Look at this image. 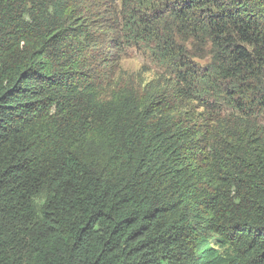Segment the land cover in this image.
<instances>
[{
  "label": "trees",
  "instance_id": "trees-1",
  "mask_svg": "<svg viewBox=\"0 0 264 264\" xmlns=\"http://www.w3.org/2000/svg\"><path fill=\"white\" fill-rule=\"evenodd\" d=\"M142 49L160 72L120 82ZM264 264V0H0V264Z\"/></svg>",
  "mask_w": 264,
  "mask_h": 264
},
{
  "label": "rangeland",
  "instance_id": "rangeland-1",
  "mask_svg": "<svg viewBox=\"0 0 264 264\" xmlns=\"http://www.w3.org/2000/svg\"><path fill=\"white\" fill-rule=\"evenodd\" d=\"M112 70V77L115 81L134 82V84H137L139 81H148L160 72V68L148 58L147 54L142 49H132L126 57L120 59L114 65V68L112 67ZM205 243L207 244L201 247L202 264L207 263L204 259L208 260L211 254L209 251L210 247L216 250V252H212V254L218 256L214 260H222V262L226 260L229 253L224 245L220 246L217 244L213 237L209 238Z\"/></svg>",
  "mask_w": 264,
  "mask_h": 264
}]
</instances>
